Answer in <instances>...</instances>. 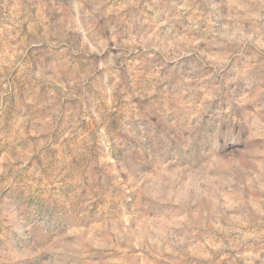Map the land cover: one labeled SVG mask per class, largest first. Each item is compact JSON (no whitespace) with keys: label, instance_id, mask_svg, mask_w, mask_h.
I'll return each mask as SVG.
<instances>
[{"label":"rangeland","instance_id":"obj_1","mask_svg":"<svg viewBox=\"0 0 264 264\" xmlns=\"http://www.w3.org/2000/svg\"><path fill=\"white\" fill-rule=\"evenodd\" d=\"M0 264H264V0H0Z\"/></svg>","mask_w":264,"mask_h":264}]
</instances>
